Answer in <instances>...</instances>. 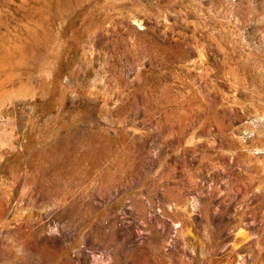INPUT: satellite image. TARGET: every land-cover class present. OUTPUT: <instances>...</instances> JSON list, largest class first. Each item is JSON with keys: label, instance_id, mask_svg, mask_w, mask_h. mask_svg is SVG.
<instances>
[{"label": "rangeland", "instance_id": "1", "mask_svg": "<svg viewBox=\"0 0 264 264\" xmlns=\"http://www.w3.org/2000/svg\"><path fill=\"white\" fill-rule=\"evenodd\" d=\"M0 264H264V0H0Z\"/></svg>", "mask_w": 264, "mask_h": 264}]
</instances>
